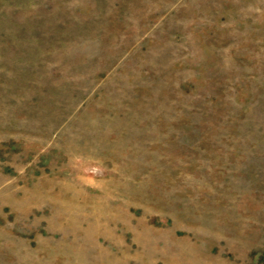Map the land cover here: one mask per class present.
<instances>
[{"label":"rangeland","instance_id":"374dc122","mask_svg":"<svg viewBox=\"0 0 264 264\" xmlns=\"http://www.w3.org/2000/svg\"><path fill=\"white\" fill-rule=\"evenodd\" d=\"M0 264H264V0H0Z\"/></svg>","mask_w":264,"mask_h":264}]
</instances>
